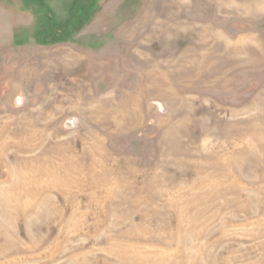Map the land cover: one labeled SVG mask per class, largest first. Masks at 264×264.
Wrapping results in <instances>:
<instances>
[{"label": "rangeland", "instance_id": "obj_1", "mask_svg": "<svg viewBox=\"0 0 264 264\" xmlns=\"http://www.w3.org/2000/svg\"><path fill=\"white\" fill-rule=\"evenodd\" d=\"M0 264H264V0H0Z\"/></svg>", "mask_w": 264, "mask_h": 264}, {"label": "trees", "instance_id": "obj_2", "mask_svg": "<svg viewBox=\"0 0 264 264\" xmlns=\"http://www.w3.org/2000/svg\"><path fill=\"white\" fill-rule=\"evenodd\" d=\"M75 14L77 15L74 18L73 24L79 26L88 19L90 12L87 8H77Z\"/></svg>", "mask_w": 264, "mask_h": 264}]
</instances>
